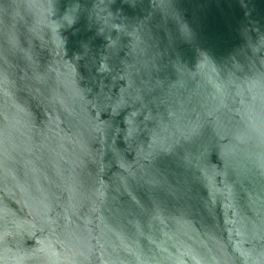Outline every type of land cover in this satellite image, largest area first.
Segmentation results:
<instances>
[{
    "label": "water",
    "instance_id": "water-1",
    "mask_svg": "<svg viewBox=\"0 0 264 264\" xmlns=\"http://www.w3.org/2000/svg\"><path fill=\"white\" fill-rule=\"evenodd\" d=\"M0 264H264V0H0Z\"/></svg>",
    "mask_w": 264,
    "mask_h": 264
}]
</instances>
